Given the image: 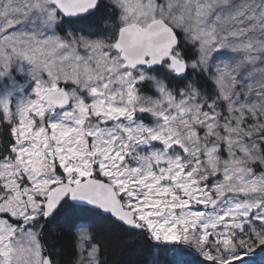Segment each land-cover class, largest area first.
Here are the masks:
<instances>
[{
	"label": "snow or ice",
	"instance_id": "snow-or-ice-1",
	"mask_svg": "<svg viewBox=\"0 0 264 264\" xmlns=\"http://www.w3.org/2000/svg\"><path fill=\"white\" fill-rule=\"evenodd\" d=\"M102 227L264 257V0H0V264H112Z\"/></svg>",
	"mask_w": 264,
	"mask_h": 264
},
{
	"label": "trees",
	"instance_id": "trees-1",
	"mask_svg": "<svg viewBox=\"0 0 264 264\" xmlns=\"http://www.w3.org/2000/svg\"><path fill=\"white\" fill-rule=\"evenodd\" d=\"M101 232L112 264H143L147 258L141 239L129 238L124 233L106 227H102Z\"/></svg>",
	"mask_w": 264,
	"mask_h": 264
}]
</instances>
